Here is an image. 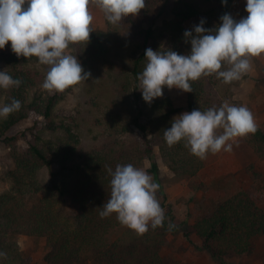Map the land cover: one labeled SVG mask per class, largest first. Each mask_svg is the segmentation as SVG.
<instances>
[{
  "label": "trees",
  "instance_id": "obj_1",
  "mask_svg": "<svg viewBox=\"0 0 264 264\" xmlns=\"http://www.w3.org/2000/svg\"><path fill=\"white\" fill-rule=\"evenodd\" d=\"M232 2L173 0V20L157 26L153 15L161 0H145L139 22L132 20V29L127 31L129 37H123L119 25L110 24L106 32L92 30L88 44L70 45V54L77 56L85 72L91 73L84 82V91L91 111L103 116L102 120L96 117L93 125L103 126L108 133L102 139L92 138L93 142L82 140L85 132L92 130L81 131L84 119L80 116L71 125L54 122L55 108L71 88L64 93L32 92L36 83L24 68L38 63V59L0 52V62L8 66L6 72L21 81L18 88H0L4 105L13 98L21 102L19 111L0 121V139L11 149L14 162L5 172L10 187L0 195V253L5 254L0 256V264H26L18 245L11 240L19 234L45 239V264H168L161 253L167 236L182 232L189 238L185 225L177 223L172 213L165 211L163 227L149 226L148 232L139 236L121 225L116 214L101 218L100 212L111 196L110 182L117 165L132 164L141 169L143 161L148 160V171L154 176L159 174L152 138L160 140L159 155L174 180L193 178L203 168V160L191 153L186 141L167 145L164 130L174 120L173 106L168 98L146 103L138 76L147 64L146 49L190 54L191 44L184 33L192 31L195 35L194 27L200 23L192 29L186 23L201 17L205 29L214 30L221 17L229 14ZM190 83L193 91L186 93L189 112L218 109L232 101L236 85L225 84L215 74ZM23 120L32 123L34 137L25 149L15 136L8 135ZM222 131L219 129L217 134ZM47 133L53 137L45 139ZM244 140L257 156H264V125H258V131ZM54 164L49 184L38 197V173L43 168L51 170ZM116 232L115 239H111ZM192 233L201 243L197 249L226 264L231 255L253 253L255 241L264 236V211L249 193L240 191L218 203L210 214L196 219Z\"/></svg>",
  "mask_w": 264,
  "mask_h": 264
},
{
  "label": "clouds",
  "instance_id": "obj_2",
  "mask_svg": "<svg viewBox=\"0 0 264 264\" xmlns=\"http://www.w3.org/2000/svg\"><path fill=\"white\" fill-rule=\"evenodd\" d=\"M92 7L101 10L109 23L119 25L138 16L145 0H0V50L10 43L18 58L36 57L48 66L42 87L49 93H64L69 88L78 92L77 86L89 80L91 73L85 72L77 56L69 54V47L89 43ZM245 11L248 15L238 21L224 14L214 30L205 29L202 20L194 27L195 35L185 31L191 44L188 55L146 49L147 64L138 76L143 100L150 104L161 98L165 87L192 93L190 82L213 74L225 84L240 80L251 69L252 58L264 56V0H246ZM224 66L226 70H222ZM20 84L19 79L0 71V88L8 90ZM20 108L21 102L13 98L0 107V117L7 118ZM219 129L222 134H217ZM257 131L247 107L225 102L218 109L193 110L174 118L164 130V138L169 147L186 141L191 153L204 160L209 153L231 152L230 141ZM110 183L111 196L102 207L101 218L116 214L121 225L139 236L147 233L149 226L163 227L165 211L156 196L160 185L147 172L132 164L117 165Z\"/></svg>",
  "mask_w": 264,
  "mask_h": 264
},
{
  "label": "rangeland",
  "instance_id": "obj_3",
  "mask_svg": "<svg viewBox=\"0 0 264 264\" xmlns=\"http://www.w3.org/2000/svg\"><path fill=\"white\" fill-rule=\"evenodd\" d=\"M172 1L161 0L153 15L157 26L173 20V14L171 13ZM245 9L246 0H233L228 12L233 18L239 20L248 15ZM91 12L94 17L91 25L92 30L106 32L111 27V23L107 21L104 13L95 7H92ZM201 19V17L192 19L185 26L192 29L200 23ZM132 20L133 22H139L140 15L128 17L119 24L124 38L130 36L127 31L132 29ZM2 51L10 52V43L0 50V52ZM7 70V64L0 62V71ZM24 70L26 73L31 72L27 76L32 75L36 83L32 92L37 91L39 94H44L45 89H43L42 84L49 70L48 66L41 65L39 62L31 63ZM233 82L236 85L233 87L232 101L226 102L229 105L247 107L252 112L257 125H264V56L252 58L251 69L240 80ZM85 86L86 83L78 85L77 87L80 88L78 92L72 90L65 95L64 100L55 108L54 122L57 125H60L61 122L71 125L73 119L77 116L79 119L80 116L81 120L84 119V122L81 123V131L92 130L83 133L82 140L93 142L92 138L97 136V138L102 139L101 136H107L108 133L103 126L100 128L93 125L96 122V117L102 120L103 116L102 113L91 111L89 98L84 91ZM163 98H168L171 102L175 111L173 113L174 118L189 112L187 109V94L182 90L176 88L169 90L165 87L163 96L159 99ZM3 106L4 99L0 98V107ZM2 118L4 117H0V121ZM8 135L15 136L18 145L25 149L34 138L32 123L23 120L13 127ZM52 137L49 133L44 136L45 139H51ZM152 142L156 151L159 174L154 176L148 171L150 169L148 160L143 161L141 169L147 172L155 183L160 185L156 196L164 211L172 213L176 222L183 223L189 232V238H185L182 232L168 235L167 244L161 250L162 256L168 264H219L206 251L196 248L201 243L192 233V225L196 219L210 214L218 203L240 191L249 193L264 211V156H257L246 144L244 137L236 138L234 141L229 142L232 144L231 152L221 151L215 155L209 153L207 159L203 160V168L195 177L174 180L171 171L159 155L160 140L152 138ZM10 151L8 145L0 139V195L10 187V182L5 179V172L11 169L14 163ZM55 169L56 165L54 164L51 170L43 168L39 171L37 185L41 190L38 197L42 196L44 187L49 184L50 174ZM255 173L258 174V177ZM116 234L117 232L113 233L111 239H115ZM11 240L18 245L21 257L26 264H45L44 255L47 248L44 238L19 234L13 235ZM225 263L264 264V236L255 241L252 254L242 257L231 255L226 258Z\"/></svg>",
  "mask_w": 264,
  "mask_h": 264
}]
</instances>
